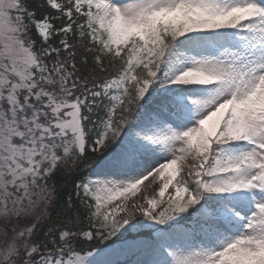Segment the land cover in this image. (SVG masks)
Listing matches in <instances>:
<instances>
[{
	"label": "snow or ice",
	"instance_id": "1",
	"mask_svg": "<svg viewBox=\"0 0 264 264\" xmlns=\"http://www.w3.org/2000/svg\"><path fill=\"white\" fill-rule=\"evenodd\" d=\"M0 264H264V0H0Z\"/></svg>",
	"mask_w": 264,
	"mask_h": 264
},
{
	"label": "trees",
	"instance_id": "2",
	"mask_svg": "<svg viewBox=\"0 0 264 264\" xmlns=\"http://www.w3.org/2000/svg\"><path fill=\"white\" fill-rule=\"evenodd\" d=\"M97 159H99V156L97 157ZM89 171H92V169H89ZM84 172L83 170L79 171L77 173V175H83ZM57 182V185L59 186L60 184L64 183V180H65V177L61 174H57V176L54 178ZM72 187H73V184L69 181V183L67 184V187L64 189V192L67 193V192H70L72 190ZM120 235H116L115 237H113L112 239L108 240L106 242V244L110 245V244H113L114 242H118L120 240ZM102 247L103 246H106V245H101Z\"/></svg>",
	"mask_w": 264,
	"mask_h": 264
},
{
	"label": "rangeland",
	"instance_id": "3",
	"mask_svg": "<svg viewBox=\"0 0 264 264\" xmlns=\"http://www.w3.org/2000/svg\"><path fill=\"white\" fill-rule=\"evenodd\" d=\"M116 143H118V141H114V142H112V146L114 147ZM103 154H104V152H103V150H102L101 153H100L99 155H103ZM136 219L140 220V219H143V217L137 216ZM117 235H118V234H117Z\"/></svg>",
	"mask_w": 264,
	"mask_h": 264
}]
</instances>
